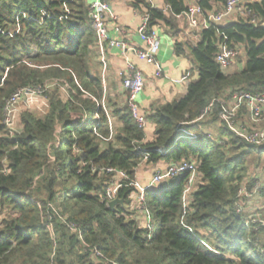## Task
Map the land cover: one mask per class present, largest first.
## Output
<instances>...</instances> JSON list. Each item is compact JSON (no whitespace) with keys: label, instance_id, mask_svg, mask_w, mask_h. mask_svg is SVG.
<instances>
[{"label":"trees","instance_id":"obj_1","mask_svg":"<svg viewBox=\"0 0 264 264\" xmlns=\"http://www.w3.org/2000/svg\"><path fill=\"white\" fill-rule=\"evenodd\" d=\"M196 1L216 11L226 0ZM163 2L167 12L128 0L139 13L147 9L150 27L166 28L197 77L184 95L146 115L154 126L146 140L124 100L94 70L98 48L85 0H0V264H264V222L256 229L234 206L238 185L255 181L247 156L264 146L247 145L222 124L216 101L264 88V0L248 5L258 24L239 16L195 30L193 43L178 40L175 18L188 0ZM222 45L242 49V69L220 68L214 58ZM26 85L43 89V112L20 111L18 101L12 128L3 121L5 100ZM213 99L211 112L191 123ZM113 117L120 122L115 130ZM180 122L197 137H177ZM160 160L194 161L202 183L187 206L189 172L161 191L146 190L150 227L140 226L137 209L125 208L136 190L131 183L141 162ZM106 167L127 176L117 192L124 204L114 209L104 199L115 178Z\"/></svg>","mask_w":264,"mask_h":264},{"label":"built area","instance_id":"obj_2","mask_svg":"<svg viewBox=\"0 0 264 264\" xmlns=\"http://www.w3.org/2000/svg\"><path fill=\"white\" fill-rule=\"evenodd\" d=\"M126 1V0H123ZM149 3L150 8H162L164 12H167V5L159 7L154 0H146ZM258 0H226L224 5L217 11H204L196 0H188L187 8L184 12L176 14V19H185L189 28L196 31L209 27L210 25H219L222 23L226 16L232 13H239L240 16L245 17L250 24H258L260 19L256 16L250 18L248 11H245L249 4ZM134 8V7H133ZM140 21L136 27V35L142 42L141 46L132 45L127 43L125 36L126 31L117 22V16L111 10V7L107 0H93L89 4V17L91 19L93 28L96 35V45L101 53H103L105 47L117 48L122 53H129L137 60L142 61L144 64L152 67L150 70V76L153 78H161L163 74L162 66L156 60V54L160 47V38L157 32V26H149L150 14L147 9H144L140 14ZM110 20V22L108 21ZM109 31L113 32L115 37L110 36ZM242 50L228 48L227 46H220L215 54V61L223 71H227L229 67L235 63L237 59L242 57ZM127 59V58H126ZM125 59L124 68L118 71V77L120 79V93L123 94L124 102L131 111L132 117L138 124H143L145 114L140 111L138 105L137 96L144 87V74L142 69L136 65L135 62ZM189 76V73H185L180 79H175L174 82L182 83L185 78ZM46 87V86H45ZM43 89L35 85H26L17 89L6 100L3 108V121L11 123V108L18 101H24L25 103L33 104L42 100ZM220 104L221 110L219 113V121L224 124L230 131H232L238 138L243 140L247 145L261 146L264 144V127L258 128L255 125L263 119L264 114V88L260 92L251 93L244 90H236L232 92L231 96L226 100L216 99ZM215 102L213 99L202 112L191 121L196 122L204 119V117L211 112L212 105ZM244 107L249 113V120L251 125L246 124L240 118V109ZM187 122H180V127L177 131L179 134L177 137L192 138L197 137L195 132L188 131L182 128ZM178 125V126H179ZM209 136L210 134L208 132ZM159 153L165 152L164 147H158ZM103 170V168L101 169ZM106 172L113 173L115 175L114 180H111L106 187V193L104 199L106 204L108 201L117 197V192L122 181L127 179L125 172L106 167ZM183 172H189L188 183L183 191L184 205L187 206L190 202V193L193 191V181L197 176L196 164L194 161L184 160L181 162H169L163 170H157L153 174V181L161 182L163 178H169L170 180ZM132 186L137 190V209L143 214L144 226L150 227V214L144 209V188L137 186L133 181ZM130 184V185H131ZM264 191V184L255 179L250 187H248V179H245L237 187V191L234 199L235 211L242 213L245 211L244 201L250 197L260 194ZM246 223H252L256 225L262 224L264 221L260 213L251 214L247 217ZM70 229L76 231V226L70 224ZM264 252V249H261ZM93 255L102 258V254L94 250ZM115 264V263H111Z\"/></svg>","mask_w":264,"mask_h":264},{"label":"crops","instance_id":"obj_3","mask_svg":"<svg viewBox=\"0 0 264 264\" xmlns=\"http://www.w3.org/2000/svg\"><path fill=\"white\" fill-rule=\"evenodd\" d=\"M93 0H85V2L89 5L90 2ZM111 10L115 13L117 16V22H119L120 26L123 27V29L126 31L125 39L127 43H130L132 45L141 46L142 42L136 35V27L140 21V15L139 12L130 6L127 1L123 0H107ZM157 2L159 0H156ZM155 2V0H154ZM159 6V5H158ZM163 6V5H162ZM159 6V7H162ZM179 21V34H178V40L180 41V36H183V38L187 39L188 41L196 42L197 41V35L194 32V29H191L187 26L185 19H177ZM110 22V20H108ZM111 24V22H110ZM157 28L161 27L163 28L162 37L160 39V47L156 54V60L160 63L163 69L162 77L159 78H153L150 76V70L152 69L151 66L144 64L142 61H135L137 60L135 57H133L129 53H122L117 48H110L105 47L103 53L97 49V53L94 57V61H96V64H98V69L100 70V74L103 78V83L107 87V90L109 92L115 91L120 95L121 100L123 101V94L120 93L119 87H120V79L118 77V71L124 68L125 65V59L131 60L136 63L138 67L142 69V72L144 74V87L142 91L137 96V101L140 106L141 111L148 115L152 108L154 106H157L159 104H163L166 102H169L177 97H180L184 95L187 91V86L185 83H176L174 82L175 79H178L182 72L184 70L188 69V66L190 64L187 57H183L181 55H177L174 52V38L168 34L166 31V28H164L161 24L156 25ZM200 30H198L199 32ZM110 36L115 37L113 35L112 31H109ZM172 42V47H171ZM173 48V50H172ZM242 60L237 59L235 63H233L228 71H239L242 69L243 64L241 63ZM100 64V65H99ZM23 102V101H22ZM240 118L242 121H244L246 124L251 125V121L249 120V113L247 112L246 108L242 107L240 109ZM112 128L115 130L117 127H119L120 122L116 118H112ZM219 122H216L212 125L211 129L215 131V128L219 127ZM258 128L264 127V114L263 119L260 120L256 125ZM146 140L153 139V131L154 126L149 120H147V125L144 128ZM264 146V144H263ZM264 152V149L263 151ZM262 152L258 155V157L261 158ZM264 160V159H263ZM166 165H160L159 167L155 169H150L148 165L146 164L143 168H141V171L136 174L135 177V183L138 187L144 188L145 190H149L151 185V174L149 176V173H153L156 169L157 170H163ZM155 173V172H154ZM247 176L249 178L254 177L257 180H260L264 184V163L261 165L256 166L255 168L251 167L247 171ZM247 177V178H248ZM195 181L199 182V178L197 176L195 177ZM137 195V193H136ZM245 205V211L250 216L251 214L258 213L261 214L262 209L264 208V191L260 194L254 195L250 197L248 200L244 201ZM135 205L132 209H137ZM261 210V211H260ZM138 211V209H137ZM136 212V211H135ZM139 212V217L135 218L139 225H144V218L143 214Z\"/></svg>","mask_w":264,"mask_h":264},{"label":"rangeland","instance_id":"obj_4","mask_svg":"<svg viewBox=\"0 0 264 264\" xmlns=\"http://www.w3.org/2000/svg\"><path fill=\"white\" fill-rule=\"evenodd\" d=\"M155 2L159 6L164 5L163 0H159L158 2L155 0ZM16 28L19 29V26H17ZM162 31H163V28H161V27L157 28V32H158V35H159V38L160 39L162 37V33H163ZM180 39L181 40H184L183 36H180ZM197 39H198V37H197ZM171 47H172V42H171ZM172 50H173V48H172ZM181 56L187 57L188 60H189V62H190V64L188 66V69L187 70H184L178 79H180L185 73L188 72L189 73V76L183 80V83H185V85L188 86V84L197 77V71H196V67H195L194 63L192 62V60L190 59V57L187 54L186 55H181ZM94 70H95V72L97 70L100 72V70L98 69V64H94ZM93 73H94V71H93ZM17 105L18 104H14L12 106V108H11V114H12L11 115V119H13V118L16 117L15 116V112H16V108L18 107ZM24 107L27 108V109H30V110L35 111V113L41 114L43 112V107L44 106L42 105V100L40 99L39 101H37L36 103H33V104L24 103V102L23 103H19V110L20 109H23ZM36 109H38V111ZM11 125H12V128L13 127L16 128V124H14L15 126H13V124L11 123ZM212 130H213V128H212ZM257 155H258L257 153L255 155H254V153H252V154H250V155L247 156L246 164L248 165L249 168H251V167L255 168L256 166L261 165V164L264 163V160H263L264 159V152H262L261 158L258 157ZM146 164L148 165V167L150 169H155V168L159 167L160 165H166L167 166L168 161L160 160V161H157V162H141L138 165V167H137L136 174H138V172L141 171V168H143ZM155 171H157V169ZM154 172L153 173H149V176L151 174V177H152L153 174H154ZM197 178H199V182L193 181V191H192V193L202 183V176H201L200 173H197ZM169 183H170V179L169 178H163L161 182H156V181H153L151 179V185H150L149 190H153V191H155V190L157 191L158 190V191H161L162 189H164L165 187H167L169 185ZM135 205H137V195H136V191H134V192L131 193V195H130V203L129 204H126L125 205V208L132 209ZM139 216H140L139 215V212L136 211L134 213V217L135 218H138Z\"/></svg>","mask_w":264,"mask_h":264},{"label":"bare ground","instance_id":"obj_5","mask_svg":"<svg viewBox=\"0 0 264 264\" xmlns=\"http://www.w3.org/2000/svg\"><path fill=\"white\" fill-rule=\"evenodd\" d=\"M217 11V10H216ZM245 11H248L249 12V14H250V18H253V17H255L252 13H251V11H250V9L247 7V9L245 10ZM240 15H239V13H232L231 15H229V16H226L225 18H224V20L222 21V23L221 24H224V23H227L228 21H231L232 19H235V18H237V17H239ZM241 17V16H240ZM264 23V21L262 22V24ZM233 49H238V50H242L241 48H233ZM139 105V104H138ZM140 107V106H139ZM140 109V108H139ZM140 111H141V109H140ZM142 112V111H141ZM143 113V112H142ZM140 127H142V128H145L146 127V125H147V118H146V115H145V119H144V123L143 124H138Z\"/></svg>","mask_w":264,"mask_h":264},{"label":"water","instance_id":"obj_6","mask_svg":"<svg viewBox=\"0 0 264 264\" xmlns=\"http://www.w3.org/2000/svg\"><path fill=\"white\" fill-rule=\"evenodd\" d=\"M264 25V23H263ZM117 204H120V205H123L124 204V199L123 198H119V197H116L110 201L107 202V207L109 209H114V207L117 205Z\"/></svg>","mask_w":264,"mask_h":264},{"label":"clouds","instance_id":"obj_7","mask_svg":"<svg viewBox=\"0 0 264 264\" xmlns=\"http://www.w3.org/2000/svg\"><path fill=\"white\" fill-rule=\"evenodd\" d=\"M126 1L128 2V0H126ZM162 7H163V6H162ZM139 14H140V13H139ZM168 163H169V162H168ZM135 191L137 192V190H135ZM145 191H146V190H145ZM145 191H144V192H145ZM117 197H119V196H117ZM115 198H116V197H115ZM119 198H120V197H119ZM106 205H107V204H106ZM136 211H137V210H136Z\"/></svg>","mask_w":264,"mask_h":264}]
</instances>
